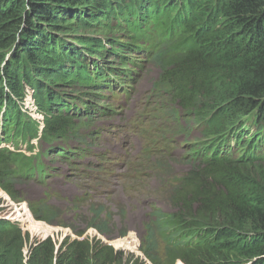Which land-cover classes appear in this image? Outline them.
<instances>
[{
  "label": "trees",
  "instance_id": "16d2710c",
  "mask_svg": "<svg viewBox=\"0 0 264 264\" xmlns=\"http://www.w3.org/2000/svg\"><path fill=\"white\" fill-rule=\"evenodd\" d=\"M86 3L90 13L75 15L81 10L73 5ZM51 28L66 30L68 41ZM114 32L129 43L118 45ZM145 44L158 68L152 91L168 88L176 109L155 111L167 124L162 130L186 139L189 124L201 135L184 149L189 168L170 184L162 179L170 205L151 206L143 259L125 260L100 239H67L65 253L57 252L47 238L34 245L35 263L264 264V0H0V187L19 203L25 183L46 186L66 175L63 166L76 172L94 118L107 111L105 92L116 88L108 77L131 81L139 58L128 55ZM25 89L42 121L25 111ZM247 123L260 133L239 134ZM153 168L145 167V177ZM29 209H19L28 224L58 223V214L46 216L54 207L31 202ZM0 229V241L22 250L26 233L10 219H0Z\"/></svg>",
  "mask_w": 264,
  "mask_h": 264
},
{
  "label": "rangeland",
  "instance_id": "374dc122",
  "mask_svg": "<svg viewBox=\"0 0 264 264\" xmlns=\"http://www.w3.org/2000/svg\"><path fill=\"white\" fill-rule=\"evenodd\" d=\"M90 8L88 3L82 7L76 4L72 7L73 10H81L75 11V15H88ZM93 30L90 28L89 31L70 33L89 35ZM48 31L52 35L63 36L65 37L63 40L68 41L67 35L70 34H62L66 30L54 31L51 28ZM112 35L118 45L129 43L125 32H114ZM94 36L99 37L98 34ZM111 49L115 51L119 47L112 46ZM13 53L15 52L8 53L5 60L7 61ZM107 60L114 65L119 63L117 59ZM26 71L30 72L28 65H26ZM157 74L158 68L150 57L144 64L143 77L136 87L135 100L124 112L110 120L109 123L114 126L113 130L109 131L104 142H99L100 146L94 151V155L86 159L85 162L90 164L88 171L75 172L77 179L71 176H68V179L56 177L57 179L51 180L47 186H39L33 182L25 183L27 200L34 204L53 206L56 211L49 212L46 216L52 220V217L58 214L54 221L68 226H60L53 221L52 224L32 221L33 225L42 224L39 227L28 224L27 219L18 213L20 206L13 203L11 197L0 187V219L8 217L11 220H18L22 232L27 234L20 241L22 245L20 251L16 247L12 249L13 243L0 241V264H15L18 262L17 259L21 258L26 264L28 262L36 264L35 252H32L34 245L36 241H43L47 238L53 240L57 252L62 248V252L65 253L67 249L64 243L67 239L79 242L85 239L89 241L100 239L102 243L111 246L114 251H122L125 260L130 255L134 260L143 259L139 248L144 244L146 227L143 224L152 212L151 206L155 205L165 211L168 209L166 205H170L167 195L171 190L162 179L170 184L173 179L189 168L188 160H183L186 155V152L183 153L186 143H195L197 146L199 143L196 142L201 138V135L198 136L193 132H190L186 139L181 135L176 137V135H171L174 128L170 131H163L162 129L167 127V124L164 125L160 121L154 124L152 119L155 118L153 114L155 111H166L169 103L176 111L171 102L172 92L168 88L155 89L154 96L152 90ZM129 77H131L130 74ZM131 78L135 80V76ZM128 82V80L124 82L126 87ZM161 91L165 94L163 95ZM32 96L33 93L25 89L24 107L33 108ZM33 117L40 118L37 115ZM256 128L257 125L247 123L239 129L238 133L241 134L246 129L260 133ZM145 129H147L146 132ZM94 143L98 141L95 139ZM253 144L260 147L258 140ZM98 161L103 163L102 168L94 166ZM149 163L155 165V168L148 170L150 174L145 177V167ZM262 165L264 167V164ZM58 169L56 167V170ZM62 169L65 170L66 167ZM111 172L113 174L110 176ZM80 197L88 200L82 202L78 208L71 205L73 199L77 200ZM38 200L41 201L34 202ZM193 207L195 208L196 205ZM98 228H101L99 230L105 234H99ZM124 232L126 234L121 237L120 235ZM2 233L0 229V236L4 235ZM78 233H82L83 236L79 237ZM106 235L110 238L108 239ZM7 250H11L8 256H6Z\"/></svg>",
  "mask_w": 264,
  "mask_h": 264
},
{
  "label": "bare ground",
  "instance_id": "6f19581e",
  "mask_svg": "<svg viewBox=\"0 0 264 264\" xmlns=\"http://www.w3.org/2000/svg\"><path fill=\"white\" fill-rule=\"evenodd\" d=\"M28 106H30V105H28ZM190 132H193V128H192V126H190L189 124H187V126L185 127V133H186V135L187 136H189V134H190ZM194 133V132H193ZM194 142V141H193ZM197 143V142H196ZM190 144H195V143H190ZM68 164V163H67ZM179 176V175H178ZM19 213V212H18ZM20 214V213H19ZM21 215V214H20ZM22 216V215H21ZM24 218V217H23ZM9 219V218H8ZM26 219V218H25ZM10 221L12 222V223H15L17 226H18V228L20 229V230H22L21 229V227H20V224L18 223V220H14V219H10ZM27 223H29V221L27 220Z\"/></svg>",
  "mask_w": 264,
  "mask_h": 264
},
{
  "label": "water",
  "instance_id": "95a60500",
  "mask_svg": "<svg viewBox=\"0 0 264 264\" xmlns=\"http://www.w3.org/2000/svg\"><path fill=\"white\" fill-rule=\"evenodd\" d=\"M21 189H23L22 190V200L19 202V206L21 207L22 205H25L26 207H28V205H29V201L27 200V198H26V196H25V191H26V188H25V185H22L21 186ZM23 202H26L27 204H21V203H23ZM14 203V202H13ZM2 219H8V217H4V218H2ZM35 220V219H34ZM35 221H37V220H35Z\"/></svg>",
  "mask_w": 264,
  "mask_h": 264
},
{
  "label": "clouds",
  "instance_id": "9594fccd",
  "mask_svg": "<svg viewBox=\"0 0 264 264\" xmlns=\"http://www.w3.org/2000/svg\"><path fill=\"white\" fill-rule=\"evenodd\" d=\"M15 203V202H14ZM29 212H30V210H29ZM31 213V212H30ZM31 216L33 217V215L31 214ZM34 218V217H33ZM35 219V218H34Z\"/></svg>",
  "mask_w": 264,
  "mask_h": 264
}]
</instances>
